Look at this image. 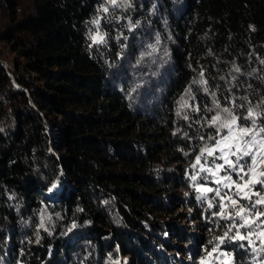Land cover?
Listing matches in <instances>:
<instances>
[{"label": "trees", "instance_id": "obj_1", "mask_svg": "<svg viewBox=\"0 0 264 264\" xmlns=\"http://www.w3.org/2000/svg\"><path fill=\"white\" fill-rule=\"evenodd\" d=\"M27 2H0V264H197L228 242L191 161L222 109L264 128V0ZM140 35L158 48L123 62ZM230 241L234 264H264Z\"/></svg>", "mask_w": 264, "mask_h": 264}, {"label": "rangeland", "instance_id": "obj_2", "mask_svg": "<svg viewBox=\"0 0 264 264\" xmlns=\"http://www.w3.org/2000/svg\"><path fill=\"white\" fill-rule=\"evenodd\" d=\"M2 0H0L1 2ZM28 2L27 0H25V6L27 5ZM5 11L2 10V7H0V22L2 20L5 19ZM97 23H93V26H91V29L89 31V37L92 40V36H97V38L99 39L100 36L103 35V33L101 32L100 28H98V25H96ZM141 38H139V43L137 44L138 46V51L135 50L133 54L132 50L129 49H125V54L122 58V61H133L136 58L141 57L145 51V49H150V47L152 48H158V44L157 41L156 43H154L153 41H151V39H148L146 35H140ZM139 45L141 47H139ZM164 45V44H163ZM162 45V46H163ZM124 52V50H122ZM137 52V53H136ZM15 55L16 53L12 52L9 45H7L5 42L0 40V63L5 71V73L12 79V74L10 72V67L11 63L13 60H15ZM142 76V75H140ZM135 78H137V76H134ZM129 79V77H127ZM143 101V100H141ZM149 101V100H148ZM146 102V101H145ZM140 104H143V102H139ZM139 104V106L141 107V105ZM143 106V105H142ZM232 113V112H231ZM221 119H225L228 118V113H224L221 114ZM252 122H249L246 125H240L237 121H236V127L237 128H250L253 129L254 132L259 133V135L257 136V140H261L264 139V132L260 131V127L259 125L255 124V126H251ZM227 133V129H222L220 134L217 135V130L215 135L213 136L215 139H219L220 136H223ZM237 133H234V135ZM251 134L248 136L244 137V140H251ZM215 139H211V141L209 142H205V144H203L202 146L199 147L198 151L195 153L192 161H191V166H192V177H202L204 179V183H199L198 181H195V179L191 178V182L195 185V188H197V196H199L200 194L202 195V197H204V199H208V197H217L219 199V202L221 205H224L228 207L229 212L226 213L227 214H232V216L234 217V223H235V230L234 233L232 234L231 237H229V241L226 243L231 244L232 241H234V239L238 238L237 236V232L240 233V235L246 236V239H240L237 242L235 241V247L240 246L239 243L240 242H247L250 248H256L259 247L261 245H264V235L262 236H258L255 233H262L264 232V224H261L260 221L264 220V217H260L259 220H256L255 223L252 224L251 228L248 227H239V225L244 223V220L240 219L239 217H236L234 212H233V208H232V204H231V199H229L228 197H231L232 199H237L239 200V196L236 195V193L239 191L240 195H244L245 193L247 194H251L248 192V189H243V191H241L240 189H238L235 185L230 184L228 188L223 187V183L218 184L216 183V181L226 175H230L233 181H237L238 183L241 184V186L243 185V182L240 181V176L237 174V172H233L231 168H229L227 165H224V160L223 159H217L214 160L213 156H209L207 154V152H205L203 155H201V149H203L206 145L209 147H213L215 145ZM197 156H200V161L199 163H197ZM215 156H220V152H216ZM229 159L235 161L236 157L234 156H230ZM251 164V158L250 157H243V159L240 161V164ZM216 164H220V165H224L225 170L224 171H219L216 172L215 170V165ZM202 166L203 168H212L213 172H215V175H213L210 172L207 171H203L202 170ZM260 171H264V164H258L256 171L251 173L249 177H246V179L251 178V179H256L257 178V174ZM62 180H64V175L61 176ZM262 179H264V177H260ZM64 182V181H63ZM226 182V181H224ZM60 181H57L56 179L48 186V189L44 192V198L48 199L47 197L51 196L53 198L54 195L56 193H58L61 190L60 187ZM220 188V192L221 195L217 196L216 192L214 191L215 189ZM206 189H213V191H211V194L209 196H207V192ZM253 192H260L262 195H264V185H260V184H256L253 188H252ZM227 193V196H225L224 194ZM223 197V198H222ZM256 199H258V197L256 196H252V200H240V204L242 205H250L251 203H253ZM231 207V208H230ZM256 210H264V205H257V209ZM250 219H255V215L254 213L250 215ZM189 226H192L193 228L191 229L192 235L194 236H198V234H203V230L200 228H196L194 223L192 222V220L190 221ZM38 228V227H37ZM199 234V235H200ZM33 235V234H31ZM194 236V237H195ZM196 238V237H195ZM194 239H192L193 242ZM221 240L222 238H220L217 244L213 245L210 249H208L206 252L203 253V255L200 256V258H198L197 264H234L233 259H232V255H233V250L231 247L226 248L225 246L221 245ZM251 241V242H250ZM243 246V245H241ZM94 250V249H93ZM113 259V261H115L117 258V255L115 252L111 251L110 255ZM121 260H123L121 258ZM17 264H22V263H17Z\"/></svg>", "mask_w": 264, "mask_h": 264}, {"label": "snow or ice", "instance_id": "obj_3", "mask_svg": "<svg viewBox=\"0 0 264 264\" xmlns=\"http://www.w3.org/2000/svg\"><path fill=\"white\" fill-rule=\"evenodd\" d=\"M112 4H116V0H110ZM104 11H107V9H104ZM93 23H99V21H93ZM103 39L102 36L97 38V36H92V40L94 43H98ZM238 71V69H237ZM204 81H201L203 83ZM207 91V89H206ZM187 106L186 102H183L181 104V107ZM219 107V105H217ZM211 111V110H210ZM224 113H228V118L221 119L220 114H217L216 116L212 117L211 124L212 126H215L217 129V135L220 134L222 129H227V133L223 136H220L219 139H215L214 137H209V139H215V145L213 147L205 146L203 149H201V155H203L205 152L209 156H213L214 160L217 159H223L224 165H227L229 168L232 169L233 172H237V174L240 176V181L243 182V185L241 186L240 183L237 181H233L230 175H226L216 181V183L221 184L223 183V187L228 188L230 184L235 185L238 189L243 191V189H248V192L251 194L245 193L244 195H240V192L238 191L236 195L239 196V200L232 199L231 197H228L231 199V204L233 208V212L236 217H239L240 219L244 220V223L239 225V227H248L251 228L252 224L255 223L256 220H259L260 217H264V210H256L257 205H264V195H262L260 192H253L252 188L256 184L264 185V179L260 177H264V171H260L257 174L256 179H251L246 177H249L251 173L256 171L258 164H264V139L257 140V136L259 133H256L253 131V129L250 128H237L236 127V117L232 115L231 111L227 108L221 110ZM179 114V112H178ZM258 113H254L252 109H249L248 111V118H253ZM253 125H255V120L253 119ZM261 132H264V128L260 129ZM234 133H237L234 135ZM251 134V140H244L245 136H248ZM220 152V156H215L216 152ZM230 156L236 157L235 161L229 159ZM243 157H250L252 163L251 164H240V161L243 159ZM200 156H197L196 160L197 163L200 161ZM224 165L216 164L215 170L216 172L224 171ZM203 171H207L215 175V172H213L212 168H203ZM192 179H195V177H192ZM226 181V182H224ZM206 191H213V189H206ZM216 192L217 196L221 195L220 188H217L214 190ZM227 196V193L224 194ZM252 196L258 197L253 203L250 205H242L240 204V200H252ZM223 198V197H222ZM199 199V197H198ZM212 205L210 204L209 207ZM224 205H221V213L220 215H224ZM255 215V219H250V215ZM224 218L227 219H233L232 215L225 216ZM261 224H264V220L260 221ZM235 226V225H234ZM229 231H232V228H229ZM258 236L264 235V232L262 233H255ZM227 236V233H225ZM237 236L240 239H246V236L240 235L239 232H237ZM223 242V241H221ZM251 242V241H250Z\"/></svg>", "mask_w": 264, "mask_h": 264}]
</instances>
